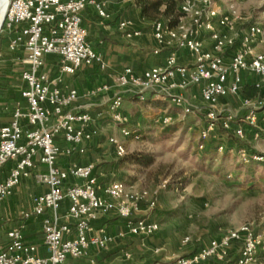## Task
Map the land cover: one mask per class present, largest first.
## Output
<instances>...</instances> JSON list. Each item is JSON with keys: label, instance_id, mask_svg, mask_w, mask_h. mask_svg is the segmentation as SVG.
<instances>
[{"label": "built area", "instance_id": "2783aa9c", "mask_svg": "<svg viewBox=\"0 0 264 264\" xmlns=\"http://www.w3.org/2000/svg\"><path fill=\"white\" fill-rule=\"evenodd\" d=\"M88 5L100 17H111L107 0H10L8 3L2 31H14L9 41L10 51L22 48L25 53L20 73L25 87L22 100L12 107L11 120L0 127V176L10 162L14 163L8 175L0 180V206L23 179L34 178L44 186L43 192L31 194L32 209L23 212L22 217H42L47 255L38 254V246L25 239L24 226L18 225L8 231V242L0 244V264H70L69 257L87 258L93 248L107 250L119 238L128 235L150 238L160 230V224L150 213L136 217L143 211V205L147 211L155 208L156 192L134 190L119 180L101 184L94 175V163L59 164L62 155L85 154L87 144L98 134L92 127L89 110H65L78 100L77 89L63 90L65 74L74 75L94 64L102 70L107 67L102 54L87 39L82 14ZM179 9L182 17L176 26H165L160 20L153 22V36L159 44H173L186 50L191 63L179 64L178 53L173 50L164 65L151 67L142 74L125 67L112 76L111 85L102 84L90 91L91 95H98L112 87L116 89L109 99L107 114L119 127V135L108 140L117 157L127 154L125 140H142L141 130L129 125L124 112L127 92L141 101L152 92L154 98L166 100L187 116L202 111L196 109L186 94L199 87L205 103L200 149L205 148L219 128L229 134L233 124H237L235 132L240 139L246 137L247 128L254 130L255 138L264 135V97H242L246 78H252L255 88L264 91V52L254 48L257 42L264 41V22L249 24L241 35H230L238 17L234 6L221 7L217 0H181ZM118 30L128 39L142 34L127 19L118 23ZM202 31L209 33L212 42L209 50L198 37ZM232 49H235L232 57L226 58L225 53ZM50 55L60 57V73L55 77L45 69L46 57ZM231 97H241L240 105L233 109L228 103ZM173 121L171 114L153 119L154 124L163 128ZM58 139L65 142V147ZM224 150V144L220 143L218 151ZM247 150L245 146L238 150L242 163L264 160V155ZM66 198L70 206L62 216L60 208ZM110 213L125 219L123 229L116 234L104 229L95 231L93 221ZM189 240L186 237L183 242ZM235 243L241 246L233 264H250L263 247L264 232L257 233L251 223H244L195 253L178 258L174 264H200L210 258L223 261ZM124 256L130 258L131 253L125 252Z\"/></svg>", "mask_w": 264, "mask_h": 264}, {"label": "rangeland", "instance_id": "374dc122", "mask_svg": "<svg viewBox=\"0 0 264 264\" xmlns=\"http://www.w3.org/2000/svg\"><path fill=\"white\" fill-rule=\"evenodd\" d=\"M217 2L221 7L232 5L237 9L238 17L230 35H236L238 29L251 23L264 22V0ZM142 17L144 19L138 18L137 24L149 35L154 20ZM4 21L0 25V127L9 120L14 96L22 87L20 73L25 58L22 48L9 51V34L5 29L2 31ZM124 95V111L131 112L133 123L142 132V140H125L127 154L117 157L107 140L110 134L119 135V127L111 118L103 117L98 134L105 141L104 148H90L86 159L101 160L100 155L105 151L104 160L107 162L102 164L100 161L98 164H105V170L112 173L104 184L119 180L134 190L156 192V206L147 211L160 224L154 239L160 241V236L171 233L172 238L168 239L171 246L178 254L189 256L185 254L195 253L193 250L197 244L208 245L244 223H251L257 233L264 232V160L244 164L238 158L241 144L247 146L248 152L264 155L263 134L259 138L254 137V132L251 136L246 134L241 139L243 142H239L218 130L211 135L205 148L200 149L204 103H194L196 109L202 110L197 116H183L180 109L167 101L144 104L129 92ZM228 103L233 109L240 105L241 99L230 98ZM159 109L173 116L172 125L163 128L153 123L152 119ZM236 129L234 124L233 131ZM220 143L225 146L223 152L218 151ZM136 217L139 216L136 214ZM186 237L190 240L182 244L181 240ZM180 244L185 254L180 252ZM236 245L234 256L238 257L240 245ZM250 264H264V243L256 260Z\"/></svg>", "mask_w": 264, "mask_h": 264}, {"label": "crops", "instance_id": "0c3cea01", "mask_svg": "<svg viewBox=\"0 0 264 264\" xmlns=\"http://www.w3.org/2000/svg\"><path fill=\"white\" fill-rule=\"evenodd\" d=\"M107 2L108 11L111 14L109 19L100 17L92 5H88L82 14L83 25L88 32L87 39L94 49L102 54L105 62L107 63L106 69L102 70L97 64H94L92 66L83 67L74 75L65 74L63 76V90L67 91L68 88L72 87L77 89L79 94L78 100L71 106L65 108V110H89L93 117L92 127L99 133L101 129L100 125L103 124L101 119L103 117H109L107 114V106L110 97L116 89L112 87L110 91L102 92L98 95H91L90 91L93 88L102 84L111 85L112 76L121 72L125 67H131L137 74H142L145 70L151 67L164 65L166 57L173 50H176L178 53L179 64L185 65L192 62V58L186 50L177 49L173 44H159V42L155 40L152 28L153 22L151 26V34L149 35H147L148 33H145L144 28L138 26V18H144L142 17L141 10L136 5L135 1L107 0ZM123 19L131 20L134 24V28L141 30L142 34L139 37L132 39L126 38L124 34L118 30V23ZM246 28L247 26L241 27L236 33L241 35ZM198 37L203 40L205 49H211L212 42L208 32L202 31L199 33ZM254 48L256 51L264 52V41L257 42ZM236 49H239L238 45L236 46ZM155 50H158L159 52L155 53ZM234 52L235 49L228 50L225 53V57L231 58ZM46 58L45 69L47 72H49L52 77L59 75L60 57L50 55ZM186 94L191 98L193 104L197 101L204 103L201 99L199 87L192 88ZM133 96L136 97L135 95ZM21 100L22 98L18 101ZM145 100H147L148 103L155 102L156 104L166 101L161 98H154L152 92H148L146 94ZM124 112L129 118V125H135L131 118V112L126 110ZM163 114L166 113H164L162 109H159L158 112L155 113L153 119L158 115ZM10 120L11 113L9 114V120L6 123ZM133 127L139 128V126L136 125ZM252 133L253 132L251 130L246 132L249 136H251ZM112 135L113 134H110V136ZM108 140L107 143L109 144ZM58 141L59 143H62L63 147H65L66 144L62 139H58ZM104 142L105 141H103V139L99 138L98 134L87 144V151L84 155H75L72 157L62 155L59 159V164L66 166L72 163L80 165L94 163L96 168L100 161L102 164L107 162L104 160L107 155L106 152L103 151L100 155V158L102 159H97V161L94 159L92 161L87 160L86 157H89L87 156V153L90 148L103 150ZM102 164L96 168L97 175L100 176V178H108L107 176L112 172L105 170L106 165ZM9 170L10 169L7 166L1 175L0 180L4 179L8 175ZM44 190V186L38 184L34 178L23 179L22 182L15 188L13 195L4 201L3 205L0 206V244H6L8 242V231L11 228L23 225L25 239L38 246L39 255H47L44 246V233L41 224L42 217H31L29 219H24L22 217L23 212L30 211L32 209L31 194L41 193ZM69 206V201L65 199L60 208L62 216L65 215ZM142 207L143 211L137 214L139 217L148 214L147 210H144L146 205H143ZM4 221H6L7 224H2ZM93 226L95 231L104 229L107 232L116 234L123 229V220L117 218L115 214L99 215V217L93 221ZM154 236L150 238H137L132 235H128L125 238H119L116 243L112 244L107 250H98L93 248L89 257L79 259L69 257L68 262L70 264H174L178 258L184 257L182 254H178L179 252L171 246L172 243L168 242V239L172 238L171 233H166L165 235L163 234V236H160V241L158 239H154ZM181 241V243L184 244V239ZM182 244L178 245L180 250L182 249ZM203 245L205 244H197V247L193 250V252L198 251ZM239 245L241 246L240 243ZM236 246L237 245L235 243L229 255H234L236 252ZM156 248L158 251H155ZM125 252H130L131 257L126 258L124 256ZM180 252L184 254L186 253L182 252V250ZM190 254L192 253H187L185 255ZM227 262L228 261L210 258L200 264H227Z\"/></svg>", "mask_w": 264, "mask_h": 264}, {"label": "trees", "instance_id": "16d2710c", "mask_svg": "<svg viewBox=\"0 0 264 264\" xmlns=\"http://www.w3.org/2000/svg\"><path fill=\"white\" fill-rule=\"evenodd\" d=\"M180 2H181V0H135V3L138 7H140L143 16L150 18L154 21L160 20L164 23L165 26H168V27L176 26L182 17V13L180 12V9H179ZM6 31L9 34V36H8V49H9V41H10V38L13 35L14 31H8V30H6ZM9 51H10V49H9ZM20 80H21V78H20ZM24 87H25V84H24V82H22L21 89L14 96L15 101L13 102L12 107L15 104V102H17L20 98H22V89ZM259 95H262L264 97V91L260 92L259 89L255 88V86L253 85V82H252V78H246L244 86H243L242 97L256 98ZM233 98H238L239 100L241 99V97H231V99H233ZM142 103L146 104V103H148V101L145 100V101H142ZM245 113H246V111L243 112V114H245ZM235 125L237 126V124H235ZM233 126H234V124H233ZM233 126H232V130L229 132L228 135L231 136V138L235 139L236 141L243 142V140H241L236 135L235 130L233 131ZM218 130L222 131L220 128ZM248 130H251L252 132H254V130H252L251 128H247L246 132ZM60 144H62V143H60ZM240 146H244V144H241ZM245 147H247V146H245ZM75 155L81 156L84 154H79L78 152H74L72 155H70V157L75 156ZM13 165H14V163L10 162L7 166L9 169H11L13 167ZM100 165L101 164H98L96 166V168L99 167ZM96 168L94 170V175H96L98 177L99 183L103 184L106 181V178H100V176L97 175V172H96L97 169ZM66 200L69 201V205H70V200L68 198H66ZM110 214H115V213H110ZM107 215H109V214H107ZM115 216L117 218L123 220V227H124L125 226V219L122 218L121 216L117 215V214H115ZM133 237L142 238L141 236H133ZM236 258H237L236 255L235 256L229 255L223 261H228L227 264H233V262L235 261Z\"/></svg>", "mask_w": 264, "mask_h": 264}, {"label": "bare ground", "instance_id": "6f19581e", "mask_svg": "<svg viewBox=\"0 0 264 264\" xmlns=\"http://www.w3.org/2000/svg\"><path fill=\"white\" fill-rule=\"evenodd\" d=\"M9 1L10 0H0V25L2 21H4L3 17H5L4 14H6L5 10H6V7L8 6Z\"/></svg>", "mask_w": 264, "mask_h": 264}]
</instances>
